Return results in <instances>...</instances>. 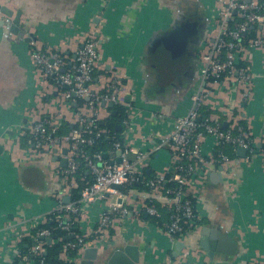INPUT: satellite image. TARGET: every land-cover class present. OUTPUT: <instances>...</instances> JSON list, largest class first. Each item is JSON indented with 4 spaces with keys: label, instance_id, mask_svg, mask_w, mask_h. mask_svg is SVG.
I'll return each mask as SVG.
<instances>
[{
    "label": "crops",
    "instance_id": "0c3cea01",
    "mask_svg": "<svg viewBox=\"0 0 264 264\" xmlns=\"http://www.w3.org/2000/svg\"><path fill=\"white\" fill-rule=\"evenodd\" d=\"M217 3L0 0V7L13 13L10 18L0 13V264H28L26 249L34 243L31 229L43 226L58 202L63 203V197H69L70 202L80 198L81 190L92 179L87 170L85 177L76 176L66 183L60 179L66 149L57 155L47 151L39 155L31 150L25 129L37 120L60 115V132L68 133L75 127L77 114L82 113L88 121L94 115L86 109L85 100L73 102L70 109L62 106L64 89L33 69L30 42L25 39L32 35L31 42L41 50L58 49L69 63L84 33L97 31L102 58L92 88L102 91L112 77L121 81L123 101L131 105L133 116L128 129L120 122L116 130L133 152H150L139 169L140 178H150L169 165L171 151L162 145L163 139L173 119L187 111L190 97L201 87L194 50L191 59L179 52L173 56L158 42L179 22L195 23L198 32L204 25L206 32L216 16ZM18 11L19 34L14 35L9 26ZM195 35L191 32V39ZM246 60L252 74L251 98L245 99L235 82L224 79L207 86L204 113L226 123V129L243 122L252 134L254 152L248 158L237 150L226 151L231 159L227 173L221 169L220 178L216 176L219 168L208 173L194 199L197 228L182 240L171 239L143 208L152 200L166 221L164 199L149 196L138 185L131 186L120 191L121 199L105 194L82 212L77 229L89 234L108 205L121 204L130 214L125 219L114 218L108 234L92 235V243L74 257L60 254L61 264H81L89 248L111 253L128 245L138 247L139 264H249L252 260L264 264V49L250 51ZM114 107H100L98 121L113 116ZM104 153L109 160L117 158L112 148ZM203 229L208 230L206 240L214 244L217 233L224 236L220 251L212 258L199 248Z\"/></svg>",
    "mask_w": 264,
    "mask_h": 264
},
{
    "label": "built area",
    "instance_id": "2783aa9c",
    "mask_svg": "<svg viewBox=\"0 0 264 264\" xmlns=\"http://www.w3.org/2000/svg\"><path fill=\"white\" fill-rule=\"evenodd\" d=\"M217 1L216 16L206 29L197 51V74L201 87L190 97L187 111L173 119L172 127L163 139L162 145L171 151L169 165L149 179L138 178L139 169L150 157L149 151L140 149L133 152L129 143L124 140L119 142L115 136L111 138L114 141L112 151L120 153L119 163L115 159H103L100 154L90 157L84 150L107 134V130L96 124V115L103 103L105 106L108 103L122 106L125 117L121 124L125 129L131 126L133 116L131 105L123 101L122 83L117 77L110 78L102 91L92 88L94 73L102 58L97 31L90 29L84 33L69 63L58 49L41 50L34 42H30L29 57L33 69L43 79H51L59 89L68 87L61 92L62 106L70 109L73 102L85 100L86 109L95 116L88 121L82 113L77 114L75 127L68 133L60 132V115L41 118L25 129L31 150L36 154L47 151L57 155L66 149L67 153L63 156L66 166L60 171V179L64 183L74 180L83 169L92 176L77 201L68 204L59 201L45 218V224L53 219L65 237H72L71 240L63 241L61 254L81 251L92 243L88 240L93 238L92 235L108 234L114 218L125 219L130 214L127 207L111 204L101 211L97 227L91 231L93 234L73 230V226L79 228L78 218L82 212L100 197L105 194L120 199L123 197L122 192L112 189L113 185L127 189L141 183L149 196L163 198L168 219L162 224L161 230L171 239L182 240L198 226L194 199L202 189L208 173L216 168H221L223 173L226 170L227 173L231 159L226 151L241 148L246 151V157L253 154L254 142L247 127L234 123L224 129L222 121L210 117L202 119L200 112L206 106L209 94L207 86L224 79L235 82L245 99L251 98L252 74L246 57H249L252 50L264 49V2ZM252 27L255 28L254 36L246 38ZM240 62L243 63L240 65ZM129 154L135 155L134 161L129 160ZM143 208L149 217L162 218V213L152 200L144 204ZM30 236L34 243L28 252V264H45V239L53 237L52 231L36 225L31 229ZM58 240L62 241L61 237ZM249 264L260 262L252 260Z\"/></svg>",
    "mask_w": 264,
    "mask_h": 264
},
{
    "label": "water",
    "instance_id": "95a60500",
    "mask_svg": "<svg viewBox=\"0 0 264 264\" xmlns=\"http://www.w3.org/2000/svg\"><path fill=\"white\" fill-rule=\"evenodd\" d=\"M0 13H2L3 15H5L6 17H12L13 13L6 9V7H0ZM20 11H18L16 13V15L13 17L12 23L9 26V32L14 34V35H18L19 34V25H20ZM3 24V23H2ZM195 23H189V22H184L181 25H177L175 27H173L171 33H169L165 39H162L158 42L162 44V47L165 51H169L171 52V54L174 56V54L176 52H179V47L181 48V50H185L187 48L188 42L191 38V32H194V35L197 34V32L199 31L198 28L196 27ZM253 29V27L251 28V30ZM34 41V37L32 35H29V37L27 39H25L26 42H31ZM178 42L179 46L176 45L175 46V42ZM157 43V44H158ZM182 43V44H181ZM156 51V50H155ZM64 89H68L67 86H64ZM104 103L102 104V107H104ZM108 108L112 109L114 107V105L112 103H108L106 105ZM112 115H115V112L112 113ZM199 121V120H198ZM119 128H121V126H119ZM223 128L226 129V123H223ZM237 152L242 156L245 157L246 155V151L244 149H237ZM67 153V151H63V154L65 155ZM119 152L116 153L117 158L115 159V161L117 163L120 162L119 160ZM102 158L103 159H107V154L103 153L102 154ZM130 161H134L135 160V155L134 154H129L128 156ZM63 162L66 163V160L64 159ZM218 174L216 175L218 178L221 177V168L218 169ZM112 189L116 190V191H122V187L121 186H117V185H113ZM70 203V198L65 196L63 197V204H68ZM208 230L207 229H203L201 235L203 237V239L200 241L199 244V248L205 252H207L209 254V256H211V258L213 257L215 251H220V247L222 246V243L220 242V239H224V236L221 237L219 233L216 234V242L215 244L212 241H208V239L206 240V236H207ZM56 239L55 236L51 237V238H47L45 239V242L47 245L51 244L52 240ZM72 239L71 236H66L64 237V241L70 240ZM181 248L184 249L183 244H181ZM212 254V255H211ZM81 264H139V251H138V247L135 246H125L122 248H118L116 250H114L111 253H107L106 249H98V248H89L86 249L84 251V257H83V261Z\"/></svg>",
    "mask_w": 264,
    "mask_h": 264
},
{
    "label": "trees",
    "instance_id": "16d2710c",
    "mask_svg": "<svg viewBox=\"0 0 264 264\" xmlns=\"http://www.w3.org/2000/svg\"><path fill=\"white\" fill-rule=\"evenodd\" d=\"M263 2H264V0H262V3ZM254 33H255V28L250 30V32L246 35V38L253 37ZM241 64H242V62L240 63V65ZM114 109H115V111H114L115 115L108 117L106 120H104L101 123H100V121H97L96 124L98 125V127L107 130V134H105L102 137H100L99 139H97L93 146L86 147L84 149L90 157H93V155H97V154L102 155V153H104L108 149L112 148L114 141L111 138L113 136L116 137L117 141L123 142V140L121 139L122 134L116 130V124L122 122V120L124 119V117H125L124 110L120 106H115ZM204 110H205V107L200 112L202 119H204L205 117H208V115H207L208 113H206V112L204 113ZM241 124L245 127V124L243 122ZM227 151L231 152V149H228ZM233 154H235V152H233ZM85 172H86V170L83 169L82 171H80L78 173L77 176L78 177H85V176H87ZM138 178L139 179H149V178H143V177H141V178L138 177ZM136 185H138V187H140V188L143 187L141 185V183H136V184H134V186L132 185V187L134 188V187H136ZM74 191L76 192V191H78V189H75ZM78 199L79 198H76L75 201H77ZM162 219H163V215H162V218H160V219H153V222L158 224L159 226H162V224L167 222L168 215H167L166 221L165 220L163 221ZM42 227L50 229L52 231V235L56 237V239L51 244L46 245L45 264H61L60 254L62 253V247L64 244L63 243V241H64L63 239L65 237L64 232L57 229V223H55V221L53 219L48 221ZM73 230L75 232L78 231L76 226H73ZM59 237H61L62 241L58 240ZM28 251H29V248L26 249V254H28ZM75 254H76V251H70L69 257L70 258L74 257Z\"/></svg>",
    "mask_w": 264,
    "mask_h": 264
},
{
    "label": "flooded vegetation",
    "instance_id": "af4514ba",
    "mask_svg": "<svg viewBox=\"0 0 264 264\" xmlns=\"http://www.w3.org/2000/svg\"><path fill=\"white\" fill-rule=\"evenodd\" d=\"M184 22H179L178 24H176V25H181V24H183ZM203 26V27H202ZM201 27H202V30H201V32H198L195 36H193V38L191 39L190 38V40H189V42H188V45H187V48L185 49V50H181V46L179 47V53H181V54H183V55H190V59H191V57H192V50H194V56H195V54H197V51H198V49H199V46H200V43H201V41L203 40V38H204V34H205V26L204 25H201ZM182 44V43H181ZM176 45H178L179 46V44H178V42L176 41L175 42V46ZM182 51H184V52H182ZM196 62H197V60H196Z\"/></svg>",
    "mask_w": 264,
    "mask_h": 264
}]
</instances>
